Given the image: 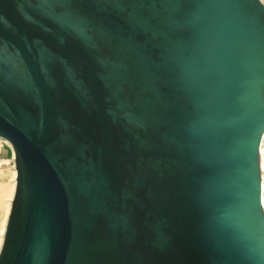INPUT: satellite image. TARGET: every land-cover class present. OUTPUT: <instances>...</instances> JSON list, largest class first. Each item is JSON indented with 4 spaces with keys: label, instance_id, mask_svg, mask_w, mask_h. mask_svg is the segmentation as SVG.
<instances>
[{
    "label": "water",
    "instance_id": "1",
    "mask_svg": "<svg viewBox=\"0 0 264 264\" xmlns=\"http://www.w3.org/2000/svg\"><path fill=\"white\" fill-rule=\"evenodd\" d=\"M263 133L261 0H0L9 264H264Z\"/></svg>",
    "mask_w": 264,
    "mask_h": 264
},
{
    "label": "flooded vegetation",
    "instance_id": "2",
    "mask_svg": "<svg viewBox=\"0 0 264 264\" xmlns=\"http://www.w3.org/2000/svg\"><path fill=\"white\" fill-rule=\"evenodd\" d=\"M59 28V27H58ZM14 190H17V198H18V204L17 207L15 209L14 215H13V222H12V226L11 229L9 231V242H8V246H7V250L0 262V264H9L8 258L11 256V254L13 252H15V250H17L18 245H19V241H20V236H21V229H22V222L25 218L26 215V210H27V194H28V188L26 185L25 181H20V182H16V177H15V185H14ZM121 221H124L125 224V231L123 234V239H124V252L126 253L127 248L129 247L130 244V238L131 236L128 234V230H127V226L128 224H130V220L128 218L127 215H124V217H122L120 219ZM152 223H150V227L153 229L152 230V236H153V240L155 239V223L154 221H151ZM157 240V238H156ZM138 252V256H140L141 254V250L139 248L135 249ZM139 259V258H138Z\"/></svg>",
    "mask_w": 264,
    "mask_h": 264
},
{
    "label": "bare ground",
    "instance_id": "3",
    "mask_svg": "<svg viewBox=\"0 0 264 264\" xmlns=\"http://www.w3.org/2000/svg\"><path fill=\"white\" fill-rule=\"evenodd\" d=\"M3 143L7 144L9 147H12L11 143L5 137L0 136V148H1ZM260 146H261V148L264 147V133H263L262 138H261ZM11 149H13V148H11ZM11 152H13V157H14V151L12 150ZM7 172L9 175V180L5 183L4 182L0 183V243L2 240L1 239L3 236L2 232L4 231L5 222H6V218H7L6 215L8 214V211H9V206H10L9 203L11 201V198L13 196V191H14V185H15L14 176L16 177L15 166H14V169L9 168L7 170Z\"/></svg>",
    "mask_w": 264,
    "mask_h": 264
},
{
    "label": "rangeland",
    "instance_id": "4",
    "mask_svg": "<svg viewBox=\"0 0 264 264\" xmlns=\"http://www.w3.org/2000/svg\"><path fill=\"white\" fill-rule=\"evenodd\" d=\"M13 56L11 55V58ZM15 68H11V73H20V68H23V66H18L15 62ZM12 147H9L7 144L3 143L0 148V183H5L9 180V175L7 170L9 168H13L15 166L13 152H11L13 149ZM15 178V176H14ZM15 183V182H14ZM10 204V203H9ZM7 216V215H6ZM3 234V232H2ZM2 239V238H1Z\"/></svg>",
    "mask_w": 264,
    "mask_h": 264
},
{
    "label": "built area",
    "instance_id": "5",
    "mask_svg": "<svg viewBox=\"0 0 264 264\" xmlns=\"http://www.w3.org/2000/svg\"><path fill=\"white\" fill-rule=\"evenodd\" d=\"M264 3V0H261ZM261 144V140H260ZM259 144V149H258V163H259V175H260V204L263 209L264 213V147L261 148Z\"/></svg>",
    "mask_w": 264,
    "mask_h": 264
}]
</instances>
